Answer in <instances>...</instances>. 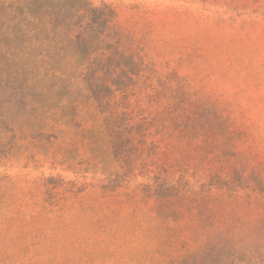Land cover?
Returning <instances> with one entry per match:
<instances>
[{"label":"trees","instance_id":"obj_1","mask_svg":"<svg viewBox=\"0 0 264 264\" xmlns=\"http://www.w3.org/2000/svg\"><path fill=\"white\" fill-rule=\"evenodd\" d=\"M116 17L103 1L0 0V148L26 134L29 151L81 176L42 178L43 195L57 194L46 208L62 215L83 199L103 236L140 227L142 206L181 244L171 264H264V178L236 151L229 118L136 55ZM11 180L0 176V210ZM20 221L0 217L1 249L16 246L7 230Z\"/></svg>","mask_w":264,"mask_h":264},{"label":"rangeland","instance_id":"obj_2","mask_svg":"<svg viewBox=\"0 0 264 264\" xmlns=\"http://www.w3.org/2000/svg\"><path fill=\"white\" fill-rule=\"evenodd\" d=\"M92 1L115 8V23L130 35L136 55L160 73L184 76L190 90L216 103L235 130L236 151L246 154L264 178V0ZM13 136L16 149L0 148L6 156L0 159V176L12 179L0 217L17 213L21 221L7 230L16 246L0 248V264H171L181 244L167 237L142 206L136 213L141 226L112 236L92 227L95 216L80 207L83 199L62 215L57 206L48 211L46 200L57 194L43 195L42 178L82 177L29 151L26 134ZM85 176L86 181L94 177ZM258 205L263 215L258 262H264V197ZM132 210L122 208L129 224Z\"/></svg>","mask_w":264,"mask_h":264}]
</instances>
